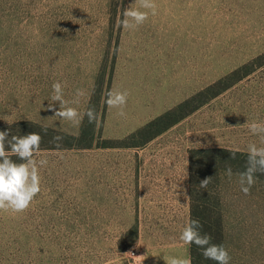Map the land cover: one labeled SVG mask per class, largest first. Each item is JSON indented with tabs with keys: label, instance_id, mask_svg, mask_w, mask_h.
<instances>
[{
	"label": "rangeland",
	"instance_id": "rangeland-1",
	"mask_svg": "<svg viewBox=\"0 0 264 264\" xmlns=\"http://www.w3.org/2000/svg\"><path fill=\"white\" fill-rule=\"evenodd\" d=\"M155 3L124 29L136 0H0V131L40 133L36 159L48 161L29 210L0 212V264H141L182 242L204 151L216 162L201 192L222 212L230 264H264V175L250 195L239 184L248 146L264 147L249 130L264 123V0ZM57 81L96 122L48 110ZM125 90L121 117L106 99ZM200 91L209 99L174 124L190 104L172 109ZM220 150L239 161L223 167Z\"/></svg>",
	"mask_w": 264,
	"mask_h": 264
},
{
	"label": "clouds",
	"instance_id": "clouds-1",
	"mask_svg": "<svg viewBox=\"0 0 264 264\" xmlns=\"http://www.w3.org/2000/svg\"><path fill=\"white\" fill-rule=\"evenodd\" d=\"M139 8L127 9L123 13L124 18L120 21L124 29H135L145 23L152 16L157 15V5L155 0H136ZM140 9H144L143 11ZM51 103L48 110L54 116L70 122L78 127L85 117L89 123L97 121V115L93 108L81 113L75 107H70L69 102L64 99V85L54 82L52 85ZM77 99L72 103H79V97H83L85 92L81 89L76 91ZM129 93L125 91H109L106 104L110 109H117V115L124 117L126 112ZM59 109H56V103ZM249 130L253 134H258L264 139V123L249 125ZM9 130L0 131V212L11 211L12 213H23L29 210L33 201L41 193L40 168L47 165L45 159L37 160L42 143L39 133H29L25 136L12 135L9 137ZM63 137L56 136L54 140L61 141ZM7 145V148H6ZM18 158L20 162L12 159ZM231 158H235V151L231 152ZM246 171L239 174L240 190L244 195H250L251 187L255 183L257 172L264 174V147H257L255 144L248 146V161ZM227 174L232 175V169H227ZM210 178L200 183V187L206 188ZM202 225L198 219H190L183 227L180 234V241L185 245H196L203 249V256L216 262V264H230L231 257L226 248L220 244L211 243L212 237L208 234H201ZM166 264H191L190 258L170 257Z\"/></svg>",
	"mask_w": 264,
	"mask_h": 264
},
{
	"label": "trees",
	"instance_id": "trees-1",
	"mask_svg": "<svg viewBox=\"0 0 264 264\" xmlns=\"http://www.w3.org/2000/svg\"><path fill=\"white\" fill-rule=\"evenodd\" d=\"M203 92H197L193 94L190 98H188L186 101H183L180 103L176 109L177 110L182 108L183 106L186 107V105L190 106L187 108V111L185 114L181 115L180 118H178L175 122L177 123L180 119L185 117L187 114L191 113L195 109L199 108L206 100L209 99V97L202 98ZM192 103H194L192 105ZM172 111H169L164 115L166 117L169 115ZM160 117V118H164ZM173 125V124H172ZM40 134V133H39ZM153 138V137H152ZM150 138V140L152 139ZM44 138L42 137V142H45ZM147 141V140H146ZM41 145H45L44 143ZM51 145V144H46ZM54 147V146H53ZM221 153V161L223 164V167H226L230 164V160H236L239 161L238 153L235 152V158H231V152L227 150H220L216 151ZM215 152V153H216ZM215 155L212 154V152L204 151L202 154H200L197 164H196V173L197 177L195 179V186L198 188V190H194L195 194H192V204H191V212H190V219H198L202 225L201 228V234H208L212 237L211 243L220 245L224 244V225H223V215L220 210L214 211V208H212L211 204L209 203L208 196L201 192L203 187H200L201 181L207 179V171L208 166L213 165L214 162H216ZM225 165V166H224ZM227 169V168H226ZM259 175L260 173L257 172ZM264 175V174H262ZM261 178H264V176H260ZM194 183V182H193ZM203 249L197 247L196 245L190 246V255H191V264H216L215 261L206 259L203 254Z\"/></svg>",
	"mask_w": 264,
	"mask_h": 264
},
{
	"label": "crops",
	"instance_id": "crops-1",
	"mask_svg": "<svg viewBox=\"0 0 264 264\" xmlns=\"http://www.w3.org/2000/svg\"><path fill=\"white\" fill-rule=\"evenodd\" d=\"M189 211V220H190ZM170 257L190 258V247L182 242H168L146 251L141 256V264H166Z\"/></svg>",
	"mask_w": 264,
	"mask_h": 264
}]
</instances>
